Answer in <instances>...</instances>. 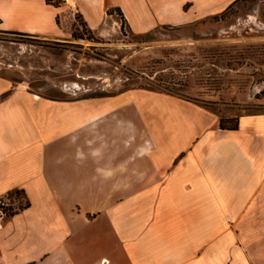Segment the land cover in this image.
<instances>
[{
    "label": "crops",
    "instance_id": "crops-1",
    "mask_svg": "<svg viewBox=\"0 0 264 264\" xmlns=\"http://www.w3.org/2000/svg\"><path fill=\"white\" fill-rule=\"evenodd\" d=\"M238 1L0 0V25L62 36V19L79 14L105 34L119 16L141 33ZM10 89L0 81V198L23 190L30 205L0 218V264H264L256 118L223 129L204 106L141 88L80 98Z\"/></svg>",
    "mask_w": 264,
    "mask_h": 264
},
{
    "label": "rangeland",
    "instance_id": "rangeland-1",
    "mask_svg": "<svg viewBox=\"0 0 264 264\" xmlns=\"http://www.w3.org/2000/svg\"><path fill=\"white\" fill-rule=\"evenodd\" d=\"M117 20L103 34L66 16L62 36L0 25V81L51 98L148 89L198 103L227 126L246 117L264 125V0L141 33ZM25 202L22 193L0 198L1 217Z\"/></svg>",
    "mask_w": 264,
    "mask_h": 264
},
{
    "label": "trees",
    "instance_id": "trees-1",
    "mask_svg": "<svg viewBox=\"0 0 264 264\" xmlns=\"http://www.w3.org/2000/svg\"><path fill=\"white\" fill-rule=\"evenodd\" d=\"M48 1H50V2H56L57 0H48ZM57 3V2H56ZM231 8V7H230ZM224 13V12H223ZM11 32H16V31H11ZM109 95H111V94H97V95H90V96H109ZM113 95V94H112ZM239 123H240V120H239V118H237L236 120H235V122L232 124V125H225L224 123H223V120H221L220 121V126H221V128H223V129H238L239 128ZM13 193H22L24 196H25V198H26V195H25V193H24V191L23 190H15V191H11V192H9L7 195H5V196H11ZM2 198V197H1ZM30 205V202L28 201V199L26 198V202L24 203V204H21L20 206H18V207H13L12 205H10L9 207H7L6 209L8 210V211H6L5 212V215L6 216H12V215H14V214H16L17 212H19L20 210H22V209H24V208H27L28 206ZM0 218H1V214H0Z\"/></svg>",
    "mask_w": 264,
    "mask_h": 264
}]
</instances>
